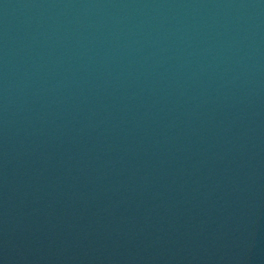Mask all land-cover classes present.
Returning <instances> with one entry per match:
<instances>
[{
	"label": "water",
	"instance_id": "water-1",
	"mask_svg": "<svg viewBox=\"0 0 264 264\" xmlns=\"http://www.w3.org/2000/svg\"><path fill=\"white\" fill-rule=\"evenodd\" d=\"M0 264H264V0H0Z\"/></svg>",
	"mask_w": 264,
	"mask_h": 264
}]
</instances>
